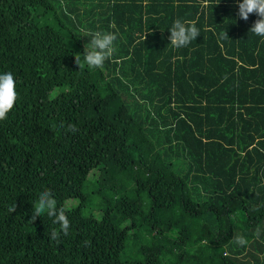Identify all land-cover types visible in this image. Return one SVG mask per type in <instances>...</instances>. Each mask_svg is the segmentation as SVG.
Here are the masks:
<instances>
[{
	"label": "trees",
	"instance_id": "16d2710c",
	"mask_svg": "<svg viewBox=\"0 0 264 264\" xmlns=\"http://www.w3.org/2000/svg\"><path fill=\"white\" fill-rule=\"evenodd\" d=\"M237 13L0 0V73L18 93L0 121V264H264V38ZM177 18L200 29L180 49ZM89 31L117 35L103 69L75 63ZM45 189L70 221L59 242L47 215L31 221Z\"/></svg>",
	"mask_w": 264,
	"mask_h": 264
},
{
	"label": "clouds",
	"instance_id": "9594fccd",
	"mask_svg": "<svg viewBox=\"0 0 264 264\" xmlns=\"http://www.w3.org/2000/svg\"><path fill=\"white\" fill-rule=\"evenodd\" d=\"M238 16L247 21L250 14H256L258 17L252 24L249 31L254 35L264 38V0H238ZM170 35L168 37L169 43L175 49L187 47L193 40H196L200 35V29L195 22H185L180 18L173 21L169 28ZM85 35L90 37L89 42L84 46L83 63H81V56L75 55V63L79 68L87 66L88 69H103L106 60L113 57L115 53V41L117 35L114 32L107 31H89ZM221 38H229L227 32L220 34ZM18 99L16 91V81L11 72L0 73V121L7 119L8 113L14 108ZM65 127L63 123L60 125ZM67 131L75 133L78 131L73 124L66 126ZM16 204L9 207L8 211L14 213L16 211ZM47 215L52 220L54 225H59V230L53 228L49 234L52 241L59 242L61 235L67 236L69 234L70 221L67 218L65 209L57 207V201L50 189L41 191L37 200L33 204V214L31 221H35L38 216ZM255 235L259 237L260 230L257 229ZM234 243L237 246H246L248 240L243 235H235ZM88 241H84L88 245Z\"/></svg>",
	"mask_w": 264,
	"mask_h": 264
},
{
	"label": "rangeland",
	"instance_id": "374dc122",
	"mask_svg": "<svg viewBox=\"0 0 264 264\" xmlns=\"http://www.w3.org/2000/svg\"><path fill=\"white\" fill-rule=\"evenodd\" d=\"M126 255H128V252H123L122 257H125Z\"/></svg>",
	"mask_w": 264,
	"mask_h": 264
}]
</instances>
